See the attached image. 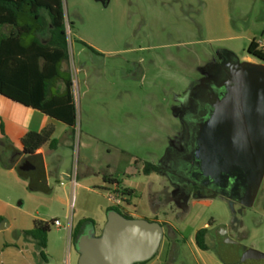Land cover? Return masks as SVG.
I'll use <instances>...</instances> for the list:
<instances>
[{"label": "rangeland", "instance_id": "374dc122", "mask_svg": "<svg viewBox=\"0 0 264 264\" xmlns=\"http://www.w3.org/2000/svg\"><path fill=\"white\" fill-rule=\"evenodd\" d=\"M63 9L69 60L61 72L73 82L77 132L70 149L60 141L62 163L48 160L54 193L34 191L25 179L16 187L15 225L32 230L34 220L58 219L65 227L66 215L74 223L103 225L113 205L102 178L113 176L133 191L120 211L162 227L157 255L145 264H244L242 246L253 244L254 220L264 213V182L246 208L227 180L208 178L193 158L187 163L189 182L177 181L176 188L167 176L175 171L168 152L182 153L185 104L206 81L235 62L264 67L248 54L245 38H233L264 34V0H63ZM198 149L188 148V155ZM163 161L161 173L144 174L147 165ZM63 174H76L80 184L68 194L67 206L59 203L61 182L69 183ZM205 180L209 189L203 195L174 198L175 189L190 190L195 183L200 188ZM219 181L225 188L220 193L213 190ZM94 229L88 227L89 238L97 236ZM201 229L209 230L208 251L195 243ZM64 235L51 227L48 240L58 255ZM51 264H66L65 258Z\"/></svg>", "mask_w": 264, "mask_h": 264}, {"label": "trees", "instance_id": "16d2710c", "mask_svg": "<svg viewBox=\"0 0 264 264\" xmlns=\"http://www.w3.org/2000/svg\"><path fill=\"white\" fill-rule=\"evenodd\" d=\"M83 45L96 53L85 43ZM248 54L264 62V52L258 50L256 41L249 45ZM68 60L69 43L63 0H0L1 97L40 111L76 131L77 106L73 82L64 78L61 72L63 62ZM53 135V127H47L40 133H29L22 140L24 153L34 155L46 145L50 150H56L58 142ZM158 171L159 168L152 164L144 168L146 176ZM119 187L122 197L132 196V190L122 188L120 184ZM120 210L121 207L113 206L110 212L132 219ZM95 224L92 220H80L71 229V243L77 247L80 239L87 235L88 227H95ZM52 226L53 221L37 220L32 230L23 233L25 239L37 245L44 262L48 261L46 250ZM208 235V229L196 233L195 243L200 250H209Z\"/></svg>", "mask_w": 264, "mask_h": 264}, {"label": "water", "instance_id": "95a60500", "mask_svg": "<svg viewBox=\"0 0 264 264\" xmlns=\"http://www.w3.org/2000/svg\"><path fill=\"white\" fill-rule=\"evenodd\" d=\"M231 66L223 71L225 91L216 114L200 126L195 158L203 174L227 180L234 199L251 207L264 177V67ZM162 238L158 223L111 212L101 237L80 239L79 264L144 263L157 254ZM256 257L247 251L242 260L257 264Z\"/></svg>", "mask_w": 264, "mask_h": 264}, {"label": "crops", "instance_id": "0c3cea01", "mask_svg": "<svg viewBox=\"0 0 264 264\" xmlns=\"http://www.w3.org/2000/svg\"><path fill=\"white\" fill-rule=\"evenodd\" d=\"M240 37L245 38L251 44V42L258 40L259 37H264V34L262 33L260 36L255 34L248 36L238 35L233 38L238 39ZM229 55L234 62V54L232 55V53H230ZM248 60L250 61L252 59L248 57ZM138 64L139 63L135 62L133 66L138 67ZM8 102L7 99L0 96V264H51V261H57L63 258H65L66 264H79L81 253L78 248L71 243L70 230L80 220L74 223L72 217L67 218V215L65 216L68 221L67 225L64 227L61 223V228L56 227L59 230H65L67 232V235H64V240L62 241V253L58 255V252H55L53 249L51 241L48 240L46 254L51 258H47L48 261L44 262L40 257V250L37 245L32 240H27L24 237L23 233L29 231V229L18 228L11 216V210L15 208L12 201L18 194L16 192V187L21 183L25 185L22 179L32 181L34 191H42L44 193L53 192L50 183L51 172H49L48 160L54 158L57 159L59 163H62L63 158L59 153L61 144L64 143L65 148L68 149L73 147L74 137L77 131H73V129L69 128L66 124L40 111L14 102ZM47 127H53L54 129L53 139L58 142L57 149L50 150L48 145H46L39 149L34 155H26L22 144L24 137L29 133H40ZM61 140L63 141L62 143L60 142ZM62 176L64 179L69 180V183L64 184L61 182V186L64 187V198L60 200L59 203L67 206L68 194L79 188L80 184L78 183V176L76 174L70 177L66 174ZM74 177L75 179H73ZM102 181L104 183L102 187L107 190L110 189L114 181L118 183L117 178L107 175L102 178ZM263 182L264 177L261 186ZM52 201L54 202V200ZM35 221L36 220H34V222ZM108 221L109 219H107L103 225L95 222L94 230L97 234L95 237L103 233ZM253 225L254 228L251 237L253 244H251L250 247L242 246L241 254L243 257L244 253L251 251L257 256L254 261L257 264H264V213H261V218L254 220ZM217 264L221 263L217 262Z\"/></svg>", "mask_w": 264, "mask_h": 264}, {"label": "flooded vegetation", "instance_id": "af4514ba", "mask_svg": "<svg viewBox=\"0 0 264 264\" xmlns=\"http://www.w3.org/2000/svg\"><path fill=\"white\" fill-rule=\"evenodd\" d=\"M220 72H218V75L215 77V79L206 81L204 83V86L194 93V99L187 101L185 104V109H186L185 110L186 112L184 113L185 134L182 143V147H183L182 153H173L172 150H169L168 152V155L170 156L169 158L172 159V163H173L172 165L174 166L175 171L171 170L170 173H167L168 174L167 176L174 187H176L175 184L177 183V181L180 182L181 184L185 183V185H187L186 183L189 182V180L187 181L188 179L187 176H189V171H188L189 166L187 163L188 161H191L193 158H195V153L193 155H188L189 154L188 148L194 147V145L198 144L197 140H198V133L200 132V126L202 125L204 128L207 124H209V122L213 119L214 115L217 112L215 111V107L217 103L224 96L225 78L222 72L221 73ZM185 156L187 157L189 156V158L183 159ZM184 162L186 166H184ZM166 165L167 162L163 161L161 166H158L159 168L158 173H161L162 167L166 168L167 167ZM128 175L131 176L133 174L129 172ZM206 182H208V180H205L200 188L195 183L190 187V190H187L186 188L185 190L183 189L181 191L175 189L176 192L174 198H176L178 202H182L179 201V198L183 196L185 200L186 197L188 198L190 196V193H192V195L195 197H197L198 195L199 196L203 195L204 192L208 191L209 189L208 183ZM232 187H234V183H232ZM216 188L217 189H213V190H216L219 193L225 190V188L221 187L220 181L217 182Z\"/></svg>", "mask_w": 264, "mask_h": 264}, {"label": "built area", "instance_id": "2783aa9c", "mask_svg": "<svg viewBox=\"0 0 264 264\" xmlns=\"http://www.w3.org/2000/svg\"><path fill=\"white\" fill-rule=\"evenodd\" d=\"M256 44L258 46V50L264 52V37H261L258 40H256ZM73 179H75V177ZM108 190L109 192H108L107 198L114 207H123L124 205H126L127 197L121 196L120 194L121 190H120L119 184L112 183L110 189ZM53 226L58 227V228L62 227L61 222L59 220H54Z\"/></svg>", "mask_w": 264, "mask_h": 264}]
</instances>
